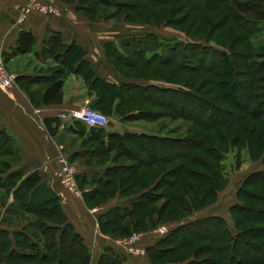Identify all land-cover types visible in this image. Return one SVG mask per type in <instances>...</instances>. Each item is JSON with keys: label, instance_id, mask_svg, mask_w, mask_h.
Listing matches in <instances>:
<instances>
[{"label": "trees", "instance_id": "trees-1", "mask_svg": "<svg viewBox=\"0 0 264 264\" xmlns=\"http://www.w3.org/2000/svg\"><path fill=\"white\" fill-rule=\"evenodd\" d=\"M94 1H97V5L105 7L113 3V0ZM187 1L192 5V9L207 10L210 14L218 13L214 16L196 15V24L200 26L197 30L201 31L203 29L201 26L208 25L209 38L217 35L216 41L225 40L228 46L218 43L213 45L211 40L205 38L185 43H169L156 34L125 37L127 39L121 44L125 47L131 45L133 51L142 58L144 65L154 64L155 67L150 73L141 72V75H136L137 78L124 75V83L120 86L106 79L94 77L90 65L83 58V49L75 43L69 45L61 43L58 36L43 49L45 55H51L56 59L59 67L51 75L40 77L42 82H47L45 88L40 90L41 104L62 103L64 75L69 71H75L89 81L88 86L96 93L95 99L91 102L93 107L99 105L104 109L117 99L116 110L120 105L121 107L124 105V109L130 111L124 115V120L134 117L155 121L157 117L171 116L188 121L193 126L183 136L175 135V130L169 134L161 132L116 134L108 133L104 128L90 127L89 141L97 142L98 151L116 150L120 156L123 154L132 161L109 167L105 170L106 178L98 179V183L111 185L109 175L112 174L110 171L112 169L118 168L133 175L142 168L148 169L141 174L135 185H132L142 189L134 196L137 201H133L131 207L125 210L122 207H115L99 217L102 231H105L110 222L117 220L121 222L127 216L131 219L138 216L140 211H145L142 213L144 219L151 220L154 217L155 222L152 225L156 226V222L163 221L165 214L170 217L181 216L194 207V204L196 207L199 205L204 207L209 200L215 203L217 193L226 184L222 172L226 141H231L235 145L245 144L252 156L258 152L264 165V127L259 129L258 124H253L260 119V124L264 126V86H260V83H264V45L252 52L250 45L253 42L246 44L248 41L246 33H235L234 27L227 31L223 30L230 19H234L233 21L247 30V33L259 29V22L264 20V0H230L224 6L222 0H218L216 4L210 3L212 0ZM124 5L125 8L127 6L129 8L130 4ZM136 7L132 6L129 9ZM79 10L85 13L97 11L85 5H81ZM228 10L232 12L231 17ZM35 44L34 35L22 31L18 44L11 54L30 52ZM106 46L118 51L113 43ZM121 56L125 63L126 60L130 61L128 63L131 66L132 59L119 53L118 57ZM235 59L238 63L240 60L244 62L238 64ZM181 73L187 74L183 76ZM38 77L23 76L18 81L26 85L27 91V86L39 82ZM134 79H154L165 83L140 82ZM255 85L263 91L254 95ZM255 96L256 100L251 103ZM37 103V100L34 101L35 105ZM246 119L250 120L245 122ZM61 123L62 119L59 116L44 119V125L52 136L58 134ZM240 123L242 125L239 126ZM225 126H235L230 140L221 130ZM80 131L84 132V129ZM210 131H217L222 143L211 142ZM17 152L19 154V149L12 137L4 129H0V156L3 154L12 156ZM196 152H203L209 159H201V155L195 154ZM180 159L184 161L167 166ZM187 161H190V168H187ZM184 174L188 180L183 181L182 186L178 188L181 182L179 178ZM156 176H160L159 181L150 186L151 180ZM122 181L124 182V178ZM162 182H165L166 190L162 191L161 197H165L166 200L161 206L156 207L154 203L161 197H158L155 188L161 187ZM1 189H8V195H12L13 199L6 203L0 196V218L8 224L6 228H0V264L92 263V254L74 226L66 220L58 195L44 186L37 172L26 175L23 170L17 168L7 177L0 178ZM41 190L49 192L50 195L42 198L39 206H36L34 196ZM237 198L238 202L230 207L235 220V233L229 228L224 216L194 214L168 234L157 238L148 251L153 254L157 251L160 256L166 253L174 255L179 248L190 247L196 243L198 246L194 252L197 258L189 264H264V166L246 175ZM172 201L175 203L170 205ZM35 213L46 214L48 217L58 214L64 224L61 227L53 226L44 220L33 222L26 218V215ZM19 220L22 222L20 225L16 223ZM22 220H25V225H21ZM31 224L39 231L38 241L27 231ZM122 233L127 235L131 232L123 229ZM68 250H71V254L66 252ZM97 264L127 263L123 256L108 250L100 256Z\"/></svg>", "mask_w": 264, "mask_h": 264}, {"label": "rangeland", "instance_id": "rangeland-1", "mask_svg": "<svg viewBox=\"0 0 264 264\" xmlns=\"http://www.w3.org/2000/svg\"><path fill=\"white\" fill-rule=\"evenodd\" d=\"M61 1V0H60ZM152 0H113L112 5L110 6H101L97 5V1L92 0H74L73 2H68V0L61 1L62 4L67 8H72L75 10H79L81 5H85L89 9H97L96 12L93 13H85L81 12L82 19H85L88 22V26L91 27V30L94 31L95 35L97 36L98 40L101 42L103 40H106L108 37L106 36H112L116 34H123L124 40H126L128 36H143L147 34H156L160 38L164 39L165 42L173 43V42H189L192 40H200L202 38H205V40H211L213 45L215 44H221V45H227V42L225 40H217V35H214L212 39L209 38L207 35L209 32L208 25L201 26L203 29L201 31H198L197 28L200 27L198 24H196L195 16L205 14L207 16H214L217 14H210L207 10H195L192 9V5L187 0H156L157 2H151ZM230 0H222L223 6L225 4H228ZM218 0H212L210 3L216 4ZM122 3V4H119ZM128 3L129 8L132 6H137L135 9H129L125 8L124 4ZM191 8V9H190ZM230 13L229 17L232 16L231 11H227ZM141 13V14H140ZM221 14V13H220ZM220 16V15H218ZM222 16V15H221ZM201 20V18H200ZM234 20V19H233ZM230 19L226 24L225 27H223V30L227 31L230 30V28L234 27V32L238 34L246 33L248 35L247 43L253 42L250 45V48H252V52H255L259 46L264 45V20L259 22V29H257L254 32H248L247 30L242 29L239 24L235 21ZM200 22V21H199ZM198 22V23H199ZM199 32V33H198ZM216 34V33H215ZM192 35V36H190ZM225 42V43H224ZM120 51L123 55L127 56L129 59H132L131 66H129L130 61L126 60L127 62H124L123 56L118 57L119 51L116 49L111 48L110 46H103L105 51V56L108 62L112 65V71L113 73H110L108 70H105L106 74H110L112 77H116V75L121 76H127L132 78H137L136 75H141V72H151L153 68L155 67L154 64L152 65H144L142 62V58L137 54V52H134L131 45H128V47L123 46L119 42ZM228 46V45H227ZM187 51V50H186ZM234 60V59H232ZM236 60V59H235ZM238 60H236L237 62ZM243 60H240L238 64H242ZM235 62V61H234ZM244 62V61H243ZM6 64V63H5ZM236 64V63H235ZM237 65V64H236ZM249 65V64H247ZM7 68L14 72V69H12L11 66L6 64ZM175 66V65H174ZM247 69L249 67H246ZM230 69V68H229ZM250 69V68H249ZM102 71H104L101 68ZM228 70V69H225ZM116 72V73H115ZM16 73V72H14ZM41 74L42 72L39 71ZM180 74V72H179ZM183 76H185L187 73H181ZM39 76V75H38ZM39 76L37 79L38 83H33L31 86H27L28 90L26 91L25 87L26 85L21 84V88L25 91V93L29 98V101L33 106H35L34 113L37 115H40L42 113L43 108L41 109L40 101V90L45 88L46 83H42ZM114 77V78H115ZM143 77V76H142ZM148 78V77H147ZM243 77H240L242 79ZM16 78V84H17ZM140 82H154L158 84H163L165 82L160 80H145V79H134ZM89 81L86 80V84H88ZM23 85V86H22ZM260 86H264V83H260ZM263 90H260L258 86H254V95L259 94ZM33 92L32 94H30ZM96 93H91L90 95L91 100L92 98L95 99ZM64 96V93H63ZM256 96L251 99L252 101L256 100ZM243 99V98H242ZM37 100V104H34V101ZM246 100V99H243ZM91 101H88L87 103L85 100H82V105H88L95 110H98L105 114L109 119H114L116 121H123L124 122V133L126 132H136L137 129L141 128L143 131L146 132H161L163 134H169L170 131L175 130L176 134L178 136H183L189 131V128L192 129L193 126L190 122H186L183 119L179 118H173L171 116H163V117H157L155 121H147L143 119H134V117H130L129 119L124 120V115L129 113L130 111L124 109V105H120V108L116 110L115 105L117 103V99L112 103L108 104L107 108H102L101 106H95L93 107L90 104ZM133 108V107H129ZM36 110H39V113H36ZM160 110V109H159ZM125 111V114H124ZM250 119H246L245 122H247ZM259 122H254L253 124L259 125V129L261 127H264ZM242 125V123L239 124V126ZM127 126L131 128L125 129ZM120 128V127H119ZM118 128V129H119ZM235 126L230 127H223L222 132H224L227 136V139H231V136L233 135L232 130H234ZM196 129V127H195ZM220 130V129H216ZM59 132V131H58ZM210 137L209 140L211 142H218L222 143L221 136H219V133L217 131H210ZM218 137V140H217ZM56 139L58 143L63 144L65 148L67 149L65 152H70V149L74 150V148L79 147L81 143H84L85 146H93L97 145L96 141H89V139H85L80 132L77 133H71L67 131H60V134L56 135ZM229 139V140H230ZM245 137L242 139L244 140ZM216 142V143H217ZM226 149H224V159L222 160V164L224 167L223 175L226 179L225 187L220 190L217 195L218 198L213 203V200H209L207 204L203 207L202 205L191 207L189 211H186L181 216H174L170 217L168 214H165L163 217V221L156 222V226H153V222H155L154 217L150 219L143 218L142 213L145 211H140L138 213L139 215L136 217H133L131 219H128L127 216L124 220L120 222V220L115 222H110L111 224L106 226L105 231H103L106 235H109L110 237H114L115 242H118L120 240H124V261L128 263V261L132 262L131 264H179V262L185 264H189L190 262H193L196 260V254L194 250L197 248V244L194 243L190 247H181L179 248L175 254H164L160 256L159 252H155L153 254L151 251H148L149 247L153 245L155 240L159 237H162L163 235H158L154 231L160 227H166L167 232L164 233V235L168 234L170 230L174 229L175 227L183 224L184 221L189 220L188 218L193 217L192 215L196 214L198 215H208V214H219L221 216H224L229 228L235 233L236 229L234 227L235 220L230 212V207L238 202L237 193L239 188L241 187L244 178H246V175L250 173L253 170H259L263 168L262 163V157L258 156V152L253 154V156L249 152V148L245 144L235 145L231 141H226L224 144ZM207 146V145H206ZM70 147V148H69ZM205 148V146H204ZM101 150H99L100 152ZM110 151H104L106 153V156L104 157H96L92 158L90 155H87L82 161H78V159H72L74 161H70L71 166L76 170V174L78 171V165L79 163H86L88 166H105L107 163H109V160L111 158H115L116 160L120 161L121 164H125L126 162H132L130 159H127L126 156L122 157L118 152H115L116 150ZM120 151V150H118ZM195 154H200L201 159H209V157L205 156L200 152H196ZM65 155L66 154H60ZM59 155V156H60ZM105 155V154H104ZM58 156V158H59ZM114 156V157H113ZM58 169L54 172L56 178L60 180V177L58 174H56L60 168V163L58 161ZM184 161V160H183ZM181 159L176 160L175 163H171L167 166H173V164L181 163L183 162ZM20 163V154H13L12 156L7 155H1L0 156V178L7 177L9 173H11L13 170L17 168H13L15 165H19ZM118 166V165H117ZM120 166V164H119ZM165 166V165H162ZM17 167V166H16ZM187 168H190V161H187ZM148 169L142 168L140 171H138L136 174H129L126 171H121L117 169H112V174L109 175L110 183L111 185H106L105 183H101L100 185H92L89 188H91L90 192L86 193H80L74 194L70 190H68L62 183L63 187L66 188L71 194L74 195H82L84 198V202L88 207H99L103 203H106L110 199L113 198H124V210L125 208L131 207V204L133 201H137V198L134 197L137 193L140 192L142 187L138 186H132L135 185V182L138 181V179L141 177V174ZM133 176V177H132ZM160 176L154 177L151 182L150 186L154 183L159 181ZM124 178V182L121 180ZM162 178V177H161ZM218 180V178H215ZM181 181L178 188L182 186L183 181L188 180V177L184 174L181 178H179ZM8 182V180H7ZM61 182V180H60ZM167 182V181H166ZM78 183V180H77ZM79 186V184H78ZM95 186V187H94ZM165 182L161 183V187L155 188L158 197H161L162 191L165 192ZM248 189H251V187L247 186ZM82 189L79 186V190ZM149 189V188H148ZM252 190V189H251ZM50 195L47 191H38L37 194L34 196V204L36 206H39V202L42 198ZM0 196L3 197L4 201L9 202L10 196L8 195V189L0 190ZM134 199V200H133ZM165 197H161L157 201H155L154 206L159 207L165 202ZM115 202V201H114ZM175 202L172 201L170 205H173ZM178 206V203L176 204ZM197 210V211H196ZM3 212V209H2ZM156 214V211L154 212V215ZM153 215V216H154ZM6 216V215H5ZM10 216V215H9ZM11 217V216H10ZM111 217H113V214H111ZM26 218L33 220V222H37L38 220H44L48 224H52L53 226H63L64 222H62L61 217L58 214H54L53 217H48L46 214H33V215H26ZM140 218L141 220H137ZM111 220V218H108ZM1 220V219H0ZM18 219H16L17 221ZM23 224L25 225V220H22ZM1 223H5L1 220ZM18 225H20L21 220L16 222ZM7 226L8 224H4ZM16 225V224H15ZM19 228V226L17 227ZM123 229H128L130 234L125 235L122 231ZM27 231L31 233L36 240H40V234L38 233V229L35 225L31 224L28 226ZM56 232V231H54ZM140 235V240L137 242H129L133 237ZM39 236V237H38ZM206 242V241H204ZM42 244V242H41ZM151 244V245H150ZM43 245V244H42ZM121 245V244H120ZM122 246V245H121ZM142 249L144 250V253L139 254L138 252H142ZM72 250V249H71ZM71 250L66 251L68 254H71ZM151 250V249H150ZM67 254V255H68ZM74 254V253H73ZM93 255L92 257V263L91 264H97L98 261L96 260V250H93L91 252ZM178 259V260H177ZM99 260V259H98ZM201 260V259H199ZM172 261V262H171ZM176 261V262H174ZM94 262V263H93Z\"/></svg>", "mask_w": 264, "mask_h": 264}, {"label": "crops", "instance_id": "crops-1", "mask_svg": "<svg viewBox=\"0 0 264 264\" xmlns=\"http://www.w3.org/2000/svg\"><path fill=\"white\" fill-rule=\"evenodd\" d=\"M28 1L0 0V54L4 59L7 57L5 63L14 69L18 79L23 76H49L57 70L59 63L51 55H45L43 49L47 44L53 42L54 37L59 36L61 43L67 45L75 43L83 49V58L90 65L94 77L106 79L117 86L124 83V76L116 75L117 78L115 76L114 78L105 73V70L113 73V67L106 59L103 47L113 43L121 53L119 42L121 43L124 40L123 34L106 36L108 38L101 42L94 31L91 30V27L87 25L88 22L81 18L83 16L81 12L66 8L60 0H40L53 3L57 7L59 15L35 11L27 15L23 21L18 22L19 10ZM22 31L31 32L36 39V44L30 52L12 55L11 52L17 46ZM39 71L42 73L40 74ZM18 79L11 92H4L0 89V129H4L12 137L20 154V163L13 166V168H20L26 175L37 172L44 186L58 195L66 220L74 226L90 252L96 250L95 262L108 250L124 256V247L117 244L114 237L106 235L99 225V217L104 213L115 207L124 208V198L117 200L118 196L99 207H88L82 195L71 194L54 174L59 166L57 158L60 154H66L71 161H74L72 159L82 161L87 155L92 158L106 156L105 152H99L96 149L97 145L88 147L84 143H81L74 150L70 149V152L67 153L65 152L67 150L65 146L58 143L56 136L49 134L44 125L46 117L59 116L62 123L58 134H60V131L76 134L81 132L85 139H89L90 127L83 126V122H79L68 115H61L80 107L82 100H85L86 103L88 101L92 102L94 98L91 100L92 90L86 84L84 76L75 71L67 72L63 78V102L41 105V109L44 110L40 115L34 113L35 106L29 101V95L21 88L22 82ZM110 122H112V125L105 127V131L124 134L123 121L110 119ZM127 128L131 127L127 126L125 129ZM81 129H84V132L80 131ZM136 132L146 131L141 128V130L137 129ZM121 156L124 157L123 154ZM119 164L124 165L115 158H111L105 166L93 167L92 165L88 166L86 163H79L77 180L82 188L80 189L81 193L90 192L91 188L89 187L92 185H100L98 179L106 178L105 170ZM12 199L13 196L11 195L9 202ZM4 224L0 220V228H6ZM128 263L131 264L132 262L128 261Z\"/></svg>", "mask_w": 264, "mask_h": 264}, {"label": "built area", "instance_id": "built-area-1", "mask_svg": "<svg viewBox=\"0 0 264 264\" xmlns=\"http://www.w3.org/2000/svg\"><path fill=\"white\" fill-rule=\"evenodd\" d=\"M35 11L42 12L44 14L59 15L58 9L53 3L42 2L40 0H29L27 3L21 6L17 21H23L27 17V15ZM17 76L18 75L16 73L10 71L7 68L5 59L0 54V89L4 92H11V89L16 83ZM39 112V110H36V113ZM61 115H68L75 120L83 122L88 127L105 128L110 122L109 117L88 105L80 106L69 113H62ZM58 161L60 163V168L56 174L59 175L61 183L74 194H79L80 190L77 183L76 170L71 166L69 158L65 155H60ZM154 232L158 235L164 236V233L167 232V228L160 227ZM140 238V235L137 234V236L133 237L126 243L137 242L138 240H140ZM117 244H121L124 247V240L118 241ZM138 253H144V250L142 249V252Z\"/></svg>", "mask_w": 264, "mask_h": 264}, {"label": "water", "instance_id": "water-1", "mask_svg": "<svg viewBox=\"0 0 264 264\" xmlns=\"http://www.w3.org/2000/svg\"><path fill=\"white\" fill-rule=\"evenodd\" d=\"M108 125H112V122H109Z\"/></svg>", "mask_w": 264, "mask_h": 264}]
</instances>
